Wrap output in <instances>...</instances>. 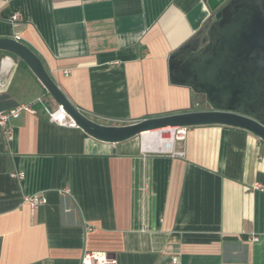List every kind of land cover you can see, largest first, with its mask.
<instances>
[{
  "label": "crops",
  "instance_id": "crops-1",
  "mask_svg": "<svg viewBox=\"0 0 264 264\" xmlns=\"http://www.w3.org/2000/svg\"><path fill=\"white\" fill-rule=\"evenodd\" d=\"M210 16L204 0H0V37L29 46L83 114L125 125L191 109L169 57ZM38 98L58 104L0 51V111H36L0 126V264H80L89 251L116 264H264V140L210 124L187 127L172 152L153 135L111 143L51 122ZM34 194L46 202L32 206Z\"/></svg>",
  "mask_w": 264,
  "mask_h": 264
},
{
  "label": "water",
  "instance_id": "water-1",
  "mask_svg": "<svg viewBox=\"0 0 264 264\" xmlns=\"http://www.w3.org/2000/svg\"><path fill=\"white\" fill-rule=\"evenodd\" d=\"M204 2L211 16L202 30L170 55L169 78L174 85L205 95V110L191 107L125 125L98 123L69 101L26 44L0 37V51L27 63L74 123L99 140L117 143L145 132L210 124L239 127L264 140V0Z\"/></svg>",
  "mask_w": 264,
  "mask_h": 264
},
{
  "label": "built area",
  "instance_id": "built-area-1",
  "mask_svg": "<svg viewBox=\"0 0 264 264\" xmlns=\"http://www.w3.org/2000/svg\"><path fill=\"white\" fill-rule=\"evenodd\" d=\"M5 1H8V0H5ZM20 18H21V13L19 11H16L12 15L10 20L12 22H15ZM36 102L42 103L44 110L48 114L47 117H49V120L51 122H54V123H57L63 126L76 125L61 105L56 104V106L53 107L49 105L43 98H38ZM24 112H28L29 114L35 113L36 111L33 108V103L20 104L10 109L9 111H3V110L0 111V126L6 127L10 119L17 118L21 116V114ZM186 129L187 127L170 128L169 130H167V132H170L169 137H173L172 139L174 142L175 140L179 138L182 139L184 137V135L186 134ZM169 137H166V138H169ZM166 138L161 135V139L165 140ZM170 148L166 147V149L172 152ZM175 155L184 156V152L178 151V152H175ZM25 176L26 174L23 171L11 174V177L18 178V179H24ZM25 199L29 201L32 206L43 204L46 202V198L40 197L37 194H34L30 197H26ZM258 239H259L258 237H254V240H258ZM116 263H117L116 259L109 257L105 252H90L89 251L88 253L86 252L84 254L80 264H116ZM179 263L180 261L178 257L172 258V264H179Z\"/></svg>",
  "mask_w": 264,
  "mask_h": 264
},
{
  "label": "bare ground",
  "instance_id": "bare-ground-1",
  "mask_svg": "<svg viewBox=\"0 0 264 264\" xmlns=\"http://www.w3.org/2000/svg\"><path fill=\"white\" fill-rule=\"evenodd\" d=\"M9 63V62H8ZM5 64V63H4ZM3 64V65H4ZM9 67V66H8ZM167 130H158V131H153V132H145L143 135H153L154 137H157V140L159 141V148L165 143L166 147L170 148L171 147V144L173 143V137H169V138H166L165 140L164 139H161V135L163 134V132H165ZM170 144V145H169Z\"/></svg>",
  "mask_w": 264,
  "mask_h": 264
},
{
  "label": "flooded vegetation",
  "instance_id": "flooded-vegetation-1",
  "mask_svg": "<svg viewBox=\"0 0 264 264\" xmlns=\"http://www.w3.org/2000/svg\"><path fill=\"white\" fill-rule=\"evenodd\" d=\"M205 35H206L205 31H203L200 34V36H201L202 39L205 37ZM194 95L197 96L198 100L197 101H194L192 103V108L194 110H205L206 109V106H207L206 97H204L205 95H196V94H194Z\"/></svg>",
  "mask_w": 264,
  "mask_h": 264
},
{
  "label": "rangeland",
  "instance_id": "rangeland-1",
  "mask_svg": "<svg viewBox=\"0 0 264 264\" xmlns=\"http://www.w3.org/2000/svg\"><path fill=\"white\" fill-rule=\"evenodd\" d=\"M197 100H198V98H197V96H195L194 97V101H197ZM162 136H164L165 138L169 137L170 136V132L165 131V132H163Z\"/></svg>",
  "mask_w": 264,
  "mask_h": 264
},
{
  "label": "trees",
  "instance_id": "trees-1",
  "mask_svg": "<svg viewBox=\"0 0 264 264\" xmlns=\"http://www.w3.org/2000/svg\"><path fill=\"white\" fill-rule=\"evenodd\" d=\"M28 47H29V46H28ZM8 54L14 55V54H12V53H10V52H8ZM22 64L25 65V66L27 65V63H25L24 61H22Z\"/></svg>",
  "mask_w": 264,
  "mask_h": 264
}]
</instances>
